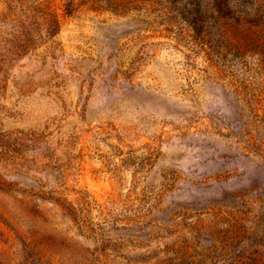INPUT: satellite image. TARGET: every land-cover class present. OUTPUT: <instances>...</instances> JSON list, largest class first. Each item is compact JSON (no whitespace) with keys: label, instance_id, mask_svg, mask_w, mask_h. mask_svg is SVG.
<instances>
[{"label":"rangeland","instance_id":"374dc122","mask_svg":"<svg viewBox=\"0 0 264 264\" xmlns=\"http://www.w3.org/2000/svg\"><path fill=\"white\" fill-rule=\"evenodd\" d=\"M0 264H264V0H0Z\"/></svg>","mask_w":264,"mask_h":264}]
</instances>
